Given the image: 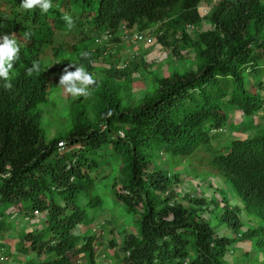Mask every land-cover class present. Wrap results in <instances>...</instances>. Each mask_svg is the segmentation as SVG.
<instances>
[{
    "label": "trees",
    "instance_id": "obj_1",
    "mask_svg": "<svg viewBox=\"0 0 264 264\" xmlns=\"http://www.w3.org/2000/svg\"><path fill=\"white\" fill-rule=\"evenodd\" d=\"M105 1L79 0L93 13L103 10ZM168 1L141 0L125 21L142 29L145 22L153 26L156 19L175 14L186 23L200 22L196 9L189 10L200 0ZM56 15L55 11L50 14ZM103 15L100 19L109 24ZM206 18L213 31L201 35L195 45L200 54L197 65L160 80L152 106L141 113H127L117 106L107 112L97 110L96 125L83 119L74 122V129L47 140L41 112L13 106L16 100L44 103L46 91L61 72L36 68L30 73L34 66L23 65L25 80L9 81L10 88L0 83V235L8 223H20L23 232L17 236L15 251L23 258H16L14 264H100V253L112 248L123 253L121 264H227L224 257L235 252L238 243L264 254V127L235 136V122L222 111L225 103L244 115L262 109L264 76L252 77L250 90H242L240 84L227 85L230 72L239 78L232 64L206 65L210 56L205 58L210 55L207 48L224 50L230 40L264 56V0H218ZM160 29L165 32L158 40L164 47L174 46L173 59L193 57L180 55L176 43L168 40L180 30L177 21ZM203 49L205 54L200 53ZM137 61L141 70L150 68L143 57ZM197 83L201 93L185 90ZM217 85L229 88L226 93L217 92ZM60 142H65L63 150L58 148ZM111 159L120 160L119 168L112 169L125 178L114 199L128 226L120 231L111 228L113 240L105 243L92 232L95 216L91 212L105 203L101 194L108 187L101 173ZM188 170L198 179L213 175L219 183L228 184L235 197L226 201L224 190L218 189L217 204L205 186L201 195L185 194L183 204L172 185ZM209 211L220 212L221 234L203 216ZM45 220L49 224L43 227ZM31 221L27 230L26 222ZM113 232L122 237L121 245L115 243ZM7 248L0 243V254ZM243 257L248 259L250 253L244 252ZM0 259L5 258L0 255Z\"/></svg>",
    "mask_w": 264,
    "mask_h": 264
},
{
    "label": "clouds",
    "instance_id": "obj_2",
    "mask_svg": "<svg viewBox=\"0 0 264 264\" xmlns=\"http://www.w3.org/2000/svg\"><path fill=\"white\" fill-rule=\"evenodd\" d=\"M140 1L106 0L102 5L103 10L93 13L79 0H0V83L10 88L9 81L15 83L18 79H24L23 65L27 68L34 66L33 69H29L30 73L36 68L42 72L56 69L61 72L59 79L46 91L44 103L34 100L23 103L16 100L13 107L20 111L38 109L42 118L48 111L58 109L59 115L67 120L66 131L74 129V122H81L83 119H88L91 124L96 125L97 110L106 109L107 112L117 106L119 110L137 114L150 108L158 89L148 90L146 86L140 85V82L147 79L152 66H160L162 63L165 64L169 57L174 58L172 52L174 46L164 47L158 40V36L164 35L165 32L160 28L172 21L178 22L180 30L168 38L170 42L176 43L178 49L181 47L177 39L181 43L183 37L195 38L192 47L187 48L192 50L185 51V54L183 51L180 53L184 57L189 55L193 57L187 61H180L177 58L175 60L176 63L194 61L193 65H197V56L200 54L195 45L200 41L201 35L213 31V26L205 19L213 11L218 0L210 2L211 10L205 14L199 9L204 0H200L196 6L192 4L189 6V10L196 9L200 17L198 23L196 21L192 24L186 23L183 16L175 14L169 18L163 17L162 20L156 19L153 26L145 22L143 23L145 29L138 24L129 26L125 21L133 14V6ZM171 1L174 0H169L166 4ZM77 8H80L81 12L77 13ZM53 11L57 15L52 17L50 14ZM103 12L109 18H107L109 24L100 19L104 16ZM92 18L95 20H91ZM103 24H107V27ZM101 26L104 29L99 31ZM203 26H206V29H203ZM172 38L176 39L175 42ZM156 43L161 46L163 56L156 64L148 63L150 68L141 70L137 66V57L144 58V54L147 53L144 47H151ZM123 48L126 52L118 56V52ZM113 49L117 53H114ZM140 49L142 50L139 52ZM254 49L230 40L224 50L207 48L210 55L206 54L205 58L208 56L210 58L206 60V65L232 64L239 78L230 72V75L226 76L227 85L240 84L242 90H250L251 78L264 76V67L259 64V59H264V56H257ZM205 51L206 49H203L200 53L205 54ZM249 51L257 59L250 60ZM184 73L183 70L180 74ZM262 81L264 82V77ZM198 84L186 87L185 90L199 94L202 91L198 90L200 87ZM215 88L217 92L221 90L226 93L229 87L225 85L220 89L217 85ZM51 91L59 92L58 99L54 100ZM230 98L229 95L225 100ZM59 100L61 101L57 102ZM105 127L103 126L101 130ZM118 135L124 137V132L121 134L119 131ZM64 144L65 142H60L58 148L63 150Z\"/></svg>",
    "mask_w": 264,
    "mask_h": 264
},
{
    "label": "rangeland",
    "instance_id": "obj_3",
    "mask_svg": "<svg viewBox=\"0 0 264 264\" xmlns=\"http://www.w3.org/2000/svg\"><path fill=\"white\" fill-rule=\"evenodd\" d=\"M210 2H214L213 0H204L203 5L199 7L202 13L210 12L211 10V4ZM203 29H206V26H203ZM176 38V36H175ZM175 38H172V41L175 42ZM178 45L180 48V52L183 51V54H185L187 50L191 51V48L193 45V42H195V38L192 37H183V42L180 43V40H178ZM191 41V42H190ZM198 41V39H197ZM190 42V43H189ZM189 43V44H188ZM188 44V45H187ZM161 46L156 43V45L151 47H144L145 50H147V53L144 54V59L147 63L150 64H156L158 59L163 56L161 54L162 48ZM186 48V49H184ZM142 49L139 50V52ZM114 53H117L116 50H112ZM126 52V50L123 48L122 51L118 52V56H122V53ZM257 59L253 53H250V60ZM173 61V67H170V63ZM177 60L172 59L169 57V59L166 60L165 64H161L160 66H152L150 73H148L147 79L145 81L140 82V85L143 87H147L148 90L155 91L159 88V81L162 79H165V77H171L173 76L174 72L183 73L187 70H192L194 68L193 64L194 61H191L187 64L185 62L183 63H176ZM259 64L264 67V59H259ZM248 86V80L246 81V87ZM51 95L54 97V100L58 99L59 92L58 91H51ZM262 97H264V91L260 93ZM61 100L57 101L60 102ZM56 102V104H57ZM226 102V101H225ZM222 111L231 119V121L235 122V127L233 128V132L235 136H240L241 134L247 133L248 135L251 134L252 130L261 129L264 127V107L260 110H255L252 112L251 115H244L242 111L238 108L228 106L226 103L222 105ZM46 113V112H45ZM60 111L57 110H50L45 115L44 118H42V127L45 130V137L47 140H51L56 134L59 132H65L67 128V120L64 119L59 115ZM252 129V130H251ZM123 131H121V134ZM238 138V137H237ZM157 164L160 165L162 162L160 160H156ZM107 167L104 172H102V179L106 185V190H104L101 194L102 200L105 202L100 206L97 210L94 212H91V216H95L94 223L91 226L92 229L95 231H92L93 234L96 235L97 238H103L105 243H108L113 240V237L111 235V228L115 227V231L122 230L123 228H127L128 223L124 220V215L122 210L120 209V205L116 200L114 199V195L116 193L121 192V189L124 185V176L122 174H119L118 172H115L112 168L120 166V160L117 159H111L108 164H106ZM163 167V166H162ZM172 172L174 171L171 169ZM179 170H182V168H179ZM212 178H209L207 174L202 176V178L198 179L195 178L194 175L191 173L190 170L186 171V175L183 174L180 177V181L178 184H173L172 187L176 189L179 197L178 200L180 202L183 201V204H186L182 197L187 194L188 192L191 193V195H201L203 192V189L206 186V190L204 191L209 192L208 195H215V198H217V204L220 202L221 198L217 193L218 189H223L224 196L226 197V201L233 199L235 197V194L231 190L228 184L225 183H219L214 176H211ZM206 179V180H203ZM200 186H203L200 188ZM210 186V189H209ZM219 191V190H218ZM223 204H220V208H223ZM212 210H215L214 206L211 207ZM3 210L2 206L0 205V211ZM128 215L126 214V218ZM203 216L211 221L212 228L218 232L222 233L224 230V225L220 223V212H216L214 215L212 213L206 212L203 214ZM48 217V215H47ZM20 218V217H18ZM46 218V217H45ZM19 220V219H18ZM6 221H10L9 219H6ZM26 222V228L27 230L30 229V223ZM20 224V223H19ZM19 224H13L8 223L6 225L5 229L3 230L2 235H0V243L6 244L7 249L5 251H2L1 256H4V260L0 259V264H14L16 258H23L21 255H16L15 251V244L17 243V239L19 234L23 231H21V227ZM48 221L45 220V224L43 227L48 226ZM107 227L106 229L102 230V226ZM253 226H255L254 223H252ZM39 227V226H38ZM43 229V228H42ZM24 230H26L24 228ZM115 236V243L119 246L122 244V237L119 236L117 232H113ZM220 233V234H221ZM117 247V246H116ZM242 247H246L243 249ZM99 248V247H98ZM236 251L233 253H229L224 257V261L227 264H264V254L250 247L249 244L245 245L244 243H238L236 247ZM103 248H100L98 251L101 252ZM251 251V252H250ZM244 252H249L250 257L248 259L243 257ZM103 253V254H102ZM102 253H100L99 257V263L100 264H121L119 259L122 258L124 255L123 253H120L118 251V248H112L104 250Z\"/></svg>",
    "mask_w": 264,
    "mask_h": 264
}]
</instances>
